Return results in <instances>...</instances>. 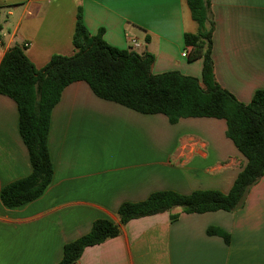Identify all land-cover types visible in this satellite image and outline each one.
Wrapping results in <instances>:
<instances>
[{"label":"crops","instance_id":"obj_1","mask_svg":"<svg viewBox=\"0 0 264 264\" xmlns=\"http://www.w3.org/2000/svg\"><path fill=\"white\" fill-rule=\"evenodd\" d=\"M0 62L23 49L36 69L73 54L78 9L90 35L120 50L154 56L153 74L200 79L185 34H195L185 0H0ZM217 82L237 100L264 90V0H210ZM137 47H134L132 42ZM223 120L142 115L69 85L48 132L52 181L36 200L7 208L0 199V264H58L64 245L94 221L118 224V207L152 193H228L246 159L225 137ZM31 173L16 104L0 95V192ZM216 228L228 236L208 235ZM75 264H264V174L237 211L185 214L179 209L129 221L120 235L87 247Z\"/></svg>","mask_w":264,"mask_h":264},{"label":"trees","instance_id":"obj_2","mask_svg":"<svg viewBox=\"0 0 264 264\" xmlns=\"http://www.w3.org/2000/svg\"><path fill=\"white\" fill-rule=\"evenodd\" d=\"M185 2L197 31L185 34L184 43L192 49V59H202L200 79L178 71L153 74V55L114 48L104 41L103 30L90 35L80 9L72 55H53L45 66L36 69L22 48L12 47L0 62V95L16 104L18 131L31 166L27 177L2 188L0 199L7 208L36 200L51 183L53 169L47 145L51 112L65 88L77 82L85 83L98 99L142 115H163L170 125L188 118L223 120L225 137L246 159V165L226 194L216 190L188 195L160 191L141 202L122 203L117 209L118 224L105 219L94 221L87 234L64 245L58 264H75L85 248L118 237L131 220L174 209L197 215L237 211L250 188L264 174V90L255 91L250 102L242 103L217 82L212 59L215 24L210 0ZM207 234L228 241V236L219 229L208 228Z\"/></svg>","mask_w":264,"mask_h":264},{"label":"built area","instance_id":"obj_3","mask_svg":"<svg viewBox=\"0 0 264 264\" xmlns=\"http://www.w3.org/2000/svg\"><path fill=\"white\" fill-rule=\"evenodd\" d=\"M132 44H133V46H134V47H137V45L135 44V42H134V41L132 42Z\"/></svg>","mask_w":264,"mask_h":264}]
</instances>
